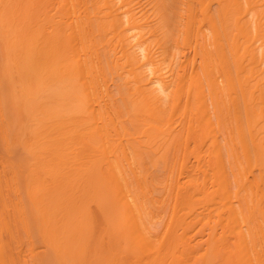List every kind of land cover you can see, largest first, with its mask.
Returning <instances> with one entry per match:
<instances>
[{"label":"bare ground","instance_id":"bare-ground-1","mask_svg":"<svg viewBox=\"0 0 264 264\" xmlns=\"http://www.w3.org/2000/svg\"><path fill=\"white\" fill-rule=\"evenodd\" d=\"M0 264H264V0H0Z\"/></svg>","mask_w":264,"mask_h":264}]
</instances>
